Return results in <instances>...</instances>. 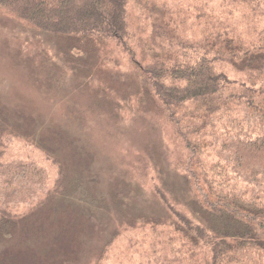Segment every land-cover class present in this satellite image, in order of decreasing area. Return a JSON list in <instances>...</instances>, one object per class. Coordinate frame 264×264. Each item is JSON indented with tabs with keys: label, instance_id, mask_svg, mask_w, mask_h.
<instances>
[{
	"label": "rangeland",
	"instance_id": "obj_1",
	"mask_svg": "<svg viewBox=\"0 0 264 264\" xmlns=\"http://www.w3.org/2000/svg\"><path fill=\"white\" fill-rule=\"evenodd\" d=\"M146 1L165 12L185 9L179 32L190 42L201 36L187 12L194 7H206L245 37L264 26V14L238 1ZM132 4L134 27L150 33L151 13L146 16L144 3ZM70 44L41 35L0 6V132L14 134L4 160L38 162L54 190L17 212L23 218L0 243V264H164L177 258L182 244L164 196L172 208L206 224L210 213L180 167L170 124L138 94L124 53L107 56V46L98 44L96 54L84 47L69 52ZM235 72L230 77L243 76Z\"/></svg>",
	"mask_w": 264,
	"mask_h": 264
},
{
	"label": "trees",
	"instance_id": "obj_2",
	"mask_svg": "<svg viewBox=\"0 0 264 264\" xmlns=\"http://www.w3.org/2000/svg\"><path fill=\"white\" fill-rule=\"evenodd\" d=\"M233 1L264 14V0ZM133 2L144 3L147 17L151 13L150 33L134 27ZM148 4L0 0L41 35L71 43L69 52L96 54L98 44L107 46V56L124 53L138 94L166 116L181 150L180 167L210 222L175 210L164 196L182 245L177 258L162 263L264 264V26L245 37L206 7H194L187 12L201 36L190 42L179 32L185 9L165 12ZM231 71L243 76L232 78ZM13 135L0 132V243L13 236L21 207L54 191L38 162H5Z\"/></svg>",
	"mask_w": 264,
	"mask_h": 264
}]
</instances>
